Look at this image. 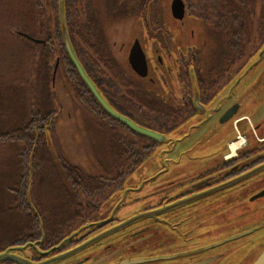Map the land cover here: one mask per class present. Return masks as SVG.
Returning <instances> with one entry per match:
<instances>
[{"label":"flooded vegetation","instance_id":"flooded-vegetation-1","mask_svg":"<svg viewBox=\"0 0 264 264\" xmlns=\"http://www.w3.org/2000/svg\"><path fill=\"white\" fill-rule=\"evenodd\" d=\"M79 1L85 28L107 48L108 60L97 62L96 71L100 81L111 83L108 90L101 87L108 101L164 136L156 141L130 134L131 143L134 137L143 141L144 153L130 157L140 163L122 177L116 172L106 185L83 187L94 197L57 238L52 219L39 217L35 202L25 204L32 217L23 218L22 204L8 202L1 187L0 254L9 258L0 264L226 263L248 247L247 235L264 236V194L255 196L264 190L261 0L249 15L231 11L227 0H211L209 20L204 6L191 4L189 12L186 0L180 18L170 10L172 0L167 5L165 0ZM218 3L226 9L220 11ZM247 23L253 25L248 47ZM115 30L116 37L106 34ZM119 31L124 37L116 47ZM83 53L87 64L90 54ZM253 54L250 65L246 60ZM161 144L151 155L161 168L152 167L139 185H123ZM189 148L192 154H184ZM165 161L175 165L167 169ZM128 200L139 206L131 216L125 215ZM263 249L234 264H254Z\"/></svg>","mask_w":264,"mask_h":264},{"label":"rangeland","instance_id":"rangeland-1","mask_svg":"<svg viewBox=\"0 0 264 264\" xmlns=\"http://www.w3.org/2000/svg\"><path fill=\"white\" fill-rule=\"evenodd\" d=\"M75 1H77L76 5L79 11V21L85 22V15L81 11L82 3L79 0ZM189 1H192L191 4H201L205 7L211 0ZM168 2L169 0H165V5ZM255 3L257 4L256 9H259V4L256 0ZM255 3L253 8L255 7ZM261 9L264 12L263 3ZM55 11L50 0H0V133L11 131L16 127L19 121L22 120L21 114L23 111L28 112L52 108L55 111V117L53 118L51 128L45 129V135L50 148H52L55 154L63 156L69 163L77 165L84 173L92 176H102L104 180H109L115 176L117 171L110 164L111 144L108 138L109 133L107 130L95 127L86 107L74 97L69 81L65 77V72L59 63L55 51L52 59L49 56L52 70L50 71L51 79L49 80L48 87L46 86L47 89H45L48 94L45 96L44 89L42 90V88L38 87V80L35 76L37 71L36 64L39 61L38 58L41 53L39 45L44 43V39L37 37L38 31L42 27H46V31H48L49 26L52 27L54 19L56 18V21L58 19L57 7ZM253 22L255 26L256 23L255 21ZM18 32H24L43 42L35 43L29 39L28 41L26 40L27 38L24 39L25 37L19 36ZM116 32L118 31H108L106 34L116 37ZM122 36L124 37L123 32L120 33L116 47L123 40ZM253 43H255V40H253ZM49 47L51 51L52 48L54 50L57 48L55 43L49 44ZM79 48L84 51L85 49L87 50L84 43ZM250 50L251 48H247L246 53L248 54ZM84 51L79 52L81 59L85 56ZM52 53L53 51L49 54L52 55ZM88 54H90L88 55L89 58L86 59L91 62L95 61L96 56L90 49L88 50ZM253 55L246 60V63L250 61L251 65V61L256 58ZM120 57L122 59L123 55L120 54ZM92 64L95 65L93 69H99L100 66L97 63ZM9 111L13 112V114L9 115ZM119 131H121L119 132L120 134L126 135L124 130L119 129ZM133 141L132 146L134 147V151H139L142 154L143 141L141 142L136 137H134ZM163 146L161 144L155 150V153L152 151L146 163L144 161L139 168L124 178L122 181L123 185H139V182H142L144 174L146 175L147 171L152 170V167L154 169L161 168L158 161L156 165L153 163L154 160H159L158 157L151 155L157 154L159 148ZM16 149L17 145L14 141H0V178L4 172L7 173L9 168V164L3 162L11 159ZM184 154H192L191 149L189 148ZM136 158L138 159V157ZM179 159L187 165L190 163L189 160H187L189 163L185 162L188 157L182 156ZM138 161L140 162L141 160ZM164 164L167 165L165 166L167 169H171L175 165L173 162L166 161ZM59 174L60 176L63 175L61 172ZM80 191H84V193L82 192L83 195H79L81 204L84 207L89 203V197L94 196L88 193L89 190L87 188H82ZM103 195H100L97 199L95 198V204L100 203L99 201L102 200ZM128 203H131V205L126 206L128 211L125 215L131 216L138 211L139 206L134 201H129ZM35 207L37 208L36 205ZM97 210H94V212L99 215L102 211ZM6 226L7 228L11 226L10 219H7ZM245 241L248 244L246 249L238 252L226 263L222 260L218 264H234L241 257L249 260L264 248L263 235H247Z\"/></svg>","mask_w":264,"mask_h":264},{"label":"trees","instance_id":"trees-1","mask_svg":"<svg viewBox=\"0 0 264 264\" xmlns=\"http://www.w3.org/2000/svg\"><path fill=\"white\" fill-rule=\"evenodd\" d=\"M50 1L55 11L58 0ZM227 1L229 2L231 11L246 10L248 15L255 3V0ZM76 2L75 0H64L65 22L69 40L86 74L95 84L101 95L110 104L101 87H104L106 90L107 86H110L111 83L106 80L100 81L101 78L99 79V77L101 76L98 74V71H96V68L93 69L95 65L92 64L97 62L105 63V61L108 60L107 48L102 43L99 45L94 32H90L88 28H85L86 24L79 21V11ZM186 2L190 12L192 10V1L186 0ZM260 3L261 5L263 3L264 6L263 0H261ZM218 4L220 6V11H223L224 8L226 9V7L222 6L220 3ZM203 10L206 11L204 13L205 19L209 20V7L205 5ZM259 19L264 21V15L262 13ZM259 24L260 26L257 32L264 34L263 23ZM247 26L245 31L246 44H248L251 29L249 23H247ZM48 28V31H46L47 28L42 27L38 31L39 34L37 36L44 39V43L39 45L41 47V53L38 58L39 61L36 64L37 71L35 76L38 80V87L42 88V90L44 89L43 92L45 96L48 94L45 89H47L46 86L48 87L49 80L51 79L50 71L52 70L49 56L52 59L55 51L59 63L65 72V77L69 81L74 97L86 107L95 127L108 131V138L111 144L110 164L117 170L116 172L120 174L119 177H122L125 172L140 163L138 160H130V157L132 155H142L139 151H134V147L128 136L130 134L138 136L143 135L135 133L124 124L108 115L100 107L67 57L60 35L58 20L56 21L55 18L52 27L49 26ZM18 34L22 36L19 32ZM22 38H24V36H22ZM24 39H26V37ZM53 43L56 44L57 48L56 50L52 48L53 53L50 55L49 53L52 51L50 50L49 44ZM83 43L87 47V50L90 49L96 56L95 61L91 62L88 60L87 64H85L81 60L79 52H82V49L79 47ZM110 105L112 106V104ZM54 113L55 111L52 108L28 112L23 111L21 114L22 120L19 121L16 127L11 131L0 133V141L11 140L17 145L16 152L11 159L3 162L9 164V168L7 173L4 172L2 174L0 186L6 188L8 202H18L22 204L21 213L23 218L32 217L28 214L25 204L32 201L35 202V204L38 205V216L42 219H52L51 226L53 228V234L56 236L55 238H57L70 227L67 220L75 216L78 217L79 213H83L84 211L80 201V196L83 195L84 191L80 190L83 187L106 185L109 180H104L100 176L88 175L77 165L69 163L63 156L54 153L45 135V129H49L52 126L53 118L55 117ZM8 114L11 115L13 112L9 111ZM106 117L112 122H115L109 124L105 121ZM119 129L124 130L126 135L120 134L119 132L121 131H119ZM60 172L63 174V177L60 176ZM28 187H30L29 191ZM48 225V222H44L43 227H47ZM30 226L31 224H25L24 227L30 228Z\"/></svg>","mask_w":264,"mask_h":264},{"label":"water","instance_id":"water-1","mask_svg":"<svg viewBox=\"0 0 264 264\" xmlns=\"http://www.w3.org/2000/svg\"><path fill=\"white\" fill-rule=\"evenodd\" d=\"M170 10L173 12L172 14L175 17H179V18L182 17L184 14L183 1L182 0H172L171 4H170ZM57 18H58L57 20H58L60 35L62 38L63 47L65 49L67 57L70 60V62L72 63V65H73L74 69L76 70L78 76L83 81V83L86 85L88 91L90 92L92 97L95 99V101L100 105V107L108 115L112 116L113 118H115L116 120H118L119 122L124 124L126 127L131 129L132 131H134L135 133L146 136V137L151 138V139L156 140V141H160L162 139V137L164 136L163 134L137 124L135 121H133L128 116H126V115L118 112L116 109H114L106 101V99L101 95V93L96 88L95 84L88 77L84 68L82 67L81 63L79 62V60L75 54V51L73 49V46L69 40V36L67 33V28H66V22H65L64 0H58ZM20 34L22 36L26 37L27 39L35 42V43H38V42L42 43L43 42L42 40L34 38V37L24 33V32H20ZM132 50H133V48L129 52V57H130V55H132ZM142 56L143 55L140 53V57H142ZM141 59H142V63H143L142 68H143V70H145L144 60H143V58H141ZM29 189H30V187H28V191H29ZM263 194H264V190H262L261 192H259L255 196H260ZM109 231H111V230H109ZM109 231H107V232H109ZM92 240L93 239L88 240L87 243L91 242ZM8 256H9L8 254L2 253V254H0V259L9 258ZM138 261L139 260H133L131 262L135 263ZM263 263H264V249L262 250V252L258 256L257 260L254 262V264H263Z\"/></svg>","mask_w":264,"mask_h":264},{"label":"bare ground","instance_id":"bare-ground-1","mask_svg":"<svg viewBox=\"0 0 264 264\" xmlns=\"http://www.w3.org/2000/svg\"><path fill=\"white\" fill-rule=\"evenodd\" d=\"M238 144L234 143V144H231V148L234 149Z\"/></svg>","mask_w":264,"mask_h":264}]
</instances>
